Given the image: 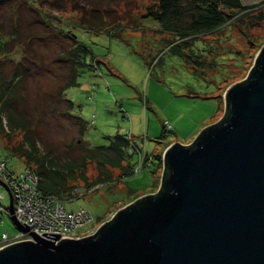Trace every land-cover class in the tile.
Returning <instances> with one entry per match:
<instances>
[{"label": "rangeland", "instance_id": "374dc122", "mask_svg": "<svg viewBox=\"0 0 264 264\" xmlns=\"http://www.w3.org/2000/svg\"><path fill=\"white\" fill-rule=\"evenodd\" d=\"M32 1L27 0V3ZM68 1L76 8L91 6L97 1L104 2L109 7L113 5L112 8L120 16L126 17L119 22V26L125 28L120 31L121 38H116L104 29L78 24L79 17L70 7L66 11L62 8L63 11L59 13L42 9L44 18L57 28L68 27L87 46V64L93 58L98 60L99 68L81 73L78 85L65 91L66 98L74 103V113L88 123L85 143L91 147L106 146L109 138L115 134H130L141 151L153 157L154 164L147 170L149 159L145 163L139 162L143 172L132 177L113 170L111 183L90 186L95 182L97 171L94 164H88L89 182L75 184L73 196L77 195L78 198L67 203L66 209L72 211L83 208L90 212L94 221L83 230L93 231L113 213L129 204L134 194L144 197L158 191L159 187L153 188L157 176L154 179L152 170L160 155V183L162 155L171 144L190 145L206 127L221 120L226 112L227 89L247 79L257 55L264 47V21L259 27L245 25L249 19L255 21L252 19L255 14L252 13L240 22V26H228L216 34L199 36L186 47L181 46L183 54L177 55L169 48L165 34L149 29L144 32V28L133 30L135 23H144L140 17L154 0ZM241 1L244 4H259L257 9L264 10V3H261L264 0ZM60 6L63 7V4ZM112 8V15L117 16ZM6 9L9 8L1 9V13L7 12ZM105 28L109 31L118 30L111 22H106ZM47 42L49 47L46 53L50 54L55 74H58V53L69 44L59 46L51 39ZM194 60L200 64L196 65L192 62ZM47 74L41 73L35 80L41 92L53 89L59 82L57 76L54 79ZM29 81L35 82L32 79ZM60 123L50 120L47 123L49 128H42L39 132L42 140L57 148V158L65 159L79 152L75 144L79 134L70 122L58 128ZM164 123L169 126H164ZM2 160L6 161L13 174L24 172V161L10 155L0 140V162ZM76 188H79L78 192ZM0 194L5 195L0 199V204L9 207L8 193L1 184ZM1 218L0 235H16L18 228L12 219L5 214Z\"/></svg>", "mask_w": 264, "mask_h": 264}, {"label": "water", "instance_id": "95a60500", "mask_svg": "<svg viewBox=\"0 0 264 264\" xmlns=\"http://www.w3.org/2000/svg\"><path fill=\"white\" fill-rule=\"evenodd\" d=\"M225 100L219 122L164 151L155 194L87 237L32 232L31 241L1 247L0 264H264V47Z\"/></svg>", "mask_w": 264, "mask_h": 264}, {"label": "trees", "instance_id": "16d2710c", "mask_svg": "<svg viewBox=\"0 0 264 264\" xmlns=\"http://www.w3.org/2000/svg\"><path fill=\"white\" fill-rule=\"evenodd\" d=\"M68 2L33 0L32 3H27V0H0V140L2 147L10 155L22 159L26 165L24 169L37 177L36 189L42 196H53L70 203L72 199L78 198L77 195L73 196L75 184L89 182V163L95 165L97 175L95 182L88 186L111 183L113 170H119L127 177L140 175L143 170H137L143 156L145 162L147 159L150 161L147 170L154 164L153 157L143 153L130 134L117 133L109 138L106 146L91 147L85 143L88 123L74 113V103L66 98L65 91L78 85L81 73L99 68L98 60L93 58L87 64V46L68 27L57 28L44 18L42 9L59 13L70 7L79 17L78 24L97 30L104 29L116 38H121L120 31L125 28L120 27L119 22L126 17L120 16L112 8L113 5L109 7L104 2L97 1L82 8H76L72 2ZM62 4L63 7L60 6ZM258 6L259 4H244L241 0H154L140 17L144 23H135L133 30L144 28V32L149 29L165 34L169 48L181 55V46L186 47L199 36L216 34L228 26H240V22L252 13L255 14L252 16L255 21L249 19L245 25L259 27L264 21V10H258ZM6 7L9 8L6 9L7 12L1 13V9ZM111 8L117 16L112 15ZM106 22H111L118 30L109 31L105 28ZM49 39L59 46L69 44L58 53L60 70L57 75L51 64L50 54L46 53ZM192 62L200 64L195 60ZM41 73H48L54 79L57 76L59 82L53 89L41 92L35 81ZM30 79L35 82L29 83ZM50 120L61 121L58 128L64 123L69 124L67 121L76 127L79 134L75 142L79 149L77 154L59 159L56 155L57 148L42 140L39 130L49 128L47 123ZM165 125L167 124L164 123ZM70 147L71 145L68 148ZM161 168L162 159L159 155L152 170L154 179L157 176V182L154 180L153 184L155 189L160 185L158 172ZM137 198L138 195L134 194L128 203ZM4 214L6 215L1 212V216Z\"/></svg>", "mask_w": 264, "mask_h": 264}, {"label": "built area", "instance_id": "2783aa9c", "mask_svg": "<svg viewBox=\"0 0 264 264\" xmlns=\"http://www.w3.org/2000/svg\"><path fill=\"white\" fill-rule=\"evenodd\" d=\"M140 162L145 163V156ZM138 167L139 169L136 170H141V167ZM0 179L10 190L13 198L12 214L9 207L4 208L0 205V222L1 212H4L10 218L13 217L21 226L27 228V231L18 230V233L13 237L3 233L0 238V248L17 242L31 241L33 240L32 232L39 236L43 233H56L60 235L59 239L76 240L87 237L93 235L102 224L111 220L115 214L113 213L95 230L84 231L83 228L91 225L94 221L92 214L83 208L68 211L66 204L69 201L64 202L53 196H42L36 189L38 179L29 170L24 169L22 174L15 175L2 160L0 162ZM76 191L78 192L79 189ZM0 199H3L1 194ZM72 201L74 200L72 199Z\"/></svg>", "mask_w": 264, "mask_h": 264}]
</instances>
